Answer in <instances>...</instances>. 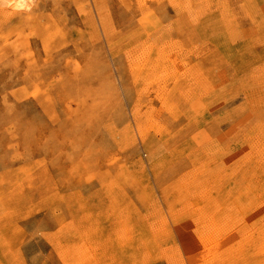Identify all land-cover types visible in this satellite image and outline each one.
<instances>
[{
  "label": "rangeland",
  "instance_id": "rangeland-1",
  "mask_svg": "<svg viewBox=\"0 0 264 264\" xmlns=\"http://www.w3.org/2000/svg\"><path fill=\"white\" fill-rule=\"evenodd\" d=\"M16 1L0 264H264V0Z\"/></svg>",
  "mask_w": 264,
  "mask_h": 264
},
{
  "label": "crops",
  "instance_id": "crops-1",
  "mask_svg": "<svg viewBox=\"0 0 264 264\" xmlns=\"http://www.w3.org/2000/svg\"><path fill=\"white\" fill-rule=\"evenodd\" d=\"M134 253L135 248L131 246H124L119 248L118 251L116 250L113 252V254L116 255L119 260L118 264H131L132 262L130 260L134 256Z\"/></svg>",
  "mask_w": 264,
  "mask_h": 264
},
{
  "label": "bare ground",
  "instance_id": "bare-ground-1",
  "mask_svg": "<svg viewBox=\"0 0 264 264\" xmlns=\"http://www.w3.org/2000/svg\"><path fill=\"white\" fill-rule=\"evenodd\" d=\"M18 4L16 0H8L7 4H0V9L5 11V14L9 10H14V11H20V7H16L15 5ZM190 15V14H189ZM252 232V231H251ZM245 233V232H244ZM224 236V235H223ZM218 238V237H217ZM209 247V246H208ZM210 254V253H209ZM202 257V256H201Z\"/></svg>",
  "mask_w": 264,
  "mask_h": 264
},
{
  "label": "clouds",
  "instance_id": "clouds-1",
  "mask_svg": "<svg viewBox=\"0 0 264 264\" xmlns=\"http://www.w3.org/2000/svg\"><path fill=\"white\" fill-rule=\"evenodd\" d=\"M8 3V0H0V4H7ZM16 7H23L22 4H16L15 5Z\"/></svg>",
  "mask_w": 264,
  "mask_h": 264
}]
</instances>
